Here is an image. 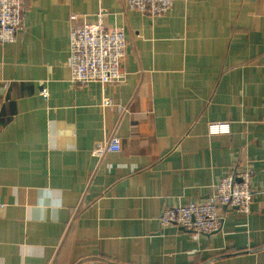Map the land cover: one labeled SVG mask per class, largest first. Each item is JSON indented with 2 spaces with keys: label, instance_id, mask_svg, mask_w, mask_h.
I'll return each mask as SVG.
<instances>
[{
  "label": "crops",
  "instance_id": "0c3cea01",
  "mask_svg": "<svg viewBox=\"0 0 264 264\" xmlns=\"http://www.w3.org/2000/svg\"><path fill=\"white\" fill-rule=\"evenodd\" d=\"M100 10L125 29L124 78L76 84L70 15ZM23 13L0 43V264H264V0H174L155 17L23 0ZM246 165L250 213L221 207L211 234L161 222Z\"/></svg>",
  "mask_w": 264,
  "mask_h": 264
},
{
  "label": "built area",
  "instance_id": "2783aa9c",
  "mask_svg": "<svg viewBox=\"0 0 264 264\" xmlns=\"http://www.w3.org/2000/svg\"><path fill=\"white\" fill-rule=\"evenodd\" d=\"M127 7L137 9L150 16L166 15L174 0H124ZM103 10L95 23H77L79 15H70V73L71 81L85 85L90 82L115 83L124 78L122 65L126 56L127 38L123 27L107 28L103 22ZM24 29L23 0H0V43L17 39ZM47 97V92L42 91ZM104 104H109L104 99ZM211 133L228 131L226 122L211 123ZM108 152H119L121 142L111 137L106 145ZM253 167L246 165L241 170L225 175L215 185L212 197L206 202H189L167 207L162 215L164 225L174 224L196 234H211L220 229L221 207L235 208L250 213L252 203L251 179Z\"/></svg>",
  "mask_w": 264,
  "mask_h": 264
}]
</instances>
